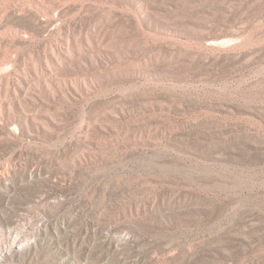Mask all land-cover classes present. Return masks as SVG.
<instances>
[{
    "label": "rangeland",
    "instance_id": "obj_1",
    "mask_svg": "<svg viewBox=\"0 0 264 264\" xmlns=\"http://www.w3.org/2000/svg\"><path fill=\"white\" fill-rule=\"evenodd\" d=\"M0 249L264 264V0H0Z\"/></svg>",
    "mask_w": 264,
    "mask_h": 264
},
{
    "label": "bare ground",
    "instance_id": "obj_2",
    "mask_svg": "<svg viewBox=\"0 0 264 264\" xmlns=\"http://www.w3.org/2000/svg\"><path fill=\"white\" fill-rule=\"evenodd\" d=\"M11 229H13V231L16 233H19V230H16V226L7 227L8 233ZM21 232H24V231L21 230ZM20 236L13 234V235H11V237H9V239H8V242H9L8 248L9 249L13 248V247H16L14 249H21L27 243V241H30V240L34 241L35 240V237L30 238V235L27 233H22ZM35 242H36V240H35ZM5 253H6V251L0 249V256H3ZM1 258L2 257H0V259Z\"/></svg>",
    "mask_w": 264,
    "mask_h": 264
}]
</instances>
